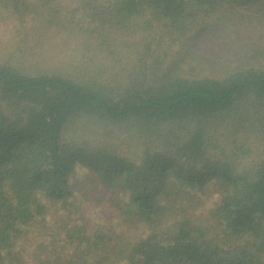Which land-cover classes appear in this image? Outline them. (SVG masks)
Returning a JSON list of instances; mask_svg holds the SVG:
<instances>
[{
	"label": "trees",
	"instance_id": "obj_1",
	"mask_svg": "<svg viewBox=\"0 0 264 264\" xmlns=\"http://www.w3.org/2000/svg\"><path fill=\"white\" fill-rule=\"evenodd\" d=\"M2 23L0 264H264V0Z\"/></svg>",
	"mask_w": 264,
	"mask_h": 264
},
{
	"label": "rangeland",
	"instance_id": "obj_2",
	"mask_svg": "<svg viewBox=\"0 0 264 264\" xmlns=\"http://www.w3.org/2000/svg\"><path fill=\"white\" fill-rule=\"evenodd\" d=\"M0 28H1V30H0L1 33H0V34H4L3 38H4V39H8V37L10 36V34H9L8 32H5V30L8 29V28H6V25H4V24L2 23ZM5 34H6L7 36H6ZM6 37H7V38H6Z\"/></svg>",
	"mask_w": 264,
	"mask_h": 264
}]
</instances>
